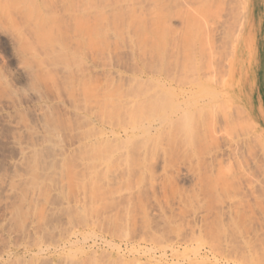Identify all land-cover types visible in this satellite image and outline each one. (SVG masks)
I'll return each mask as SVG.
<instances>
[{
	"label": "rangeland",
	"instance_id": "1",
	"mask_svg": "<svg viewBox=\"0 0 264 264\" xmlns=\"http://www.w3.org/2000/svg\"><path fill=\"white\" fill-rule=\"evenodd\" d=\"M37 1L0 0V264H264V0H71L107 32L67 44L73 76L33 32ZM85 81L128 108H83ZM109 123L134 137L84 143Z\"/></svg>",
	"mask_w": 264,
	"mask_h": 264
},
{
	"label": "bare ground",
	"instance_id": "2",
	"mask_svg": "<svg viewBox=\"0 0 264 264\" xmlns=\"http://www.w3.org/2000/svg\"><path fill=\"white\" fill-rule=\"evenodd\" d=\"M60 2H64V4H66V6H65V8H66V10H67V13H66V15H67V19H68V23H69V26L68 27H70L69 28V30L68 29H66V33L64 32V30H63V28H62V25H61V23H60V21H58L57 20V18H56V15H55V13H52L51 15H48V12L46 11V9L44 8V5L46 4H44V1L43 0H40V1H37V6L36 7H34V9H33V13H30V16L31 17H33V19H34V21L32 22L31 20H29L30 22H31V26H32V29H33V32H34V34H36L38 37H37V40H38V42L40 43V44H42L43 46H48V44H55V45H57L58 47H60V49L62 50V51H60L59 52V56L60 57H63V58H66V59H73L74 60V62L72 63V68L71 67H69L68 68V73L71 75V76H73V74H74V72L76 71V70H78V68L79 67H81L82 65H81V63H82V57H81V55L77 52V51H73V50H71V49H69V47H67L68 45L67 44H69V43H72V44H74V46H80L81 48H99V47H103L104 45H105V42H106V34H107V32H105V30L103 31V28L102 27H100V26H96V25H94L93 24V22L95 21V20H93V22H90L89 21V18L86 16V14L84 13V12H80L79 11V9H77L76 10V8L75 9H73L72 10V5H71V0H60ZM43 4V5H42ZM201 6H199L200 7V10H201V7H202V5L204 6V7H202V11H201V13H206L205 11H207L206 9L207 8H210V7H206L205 6V4H200ZM192 10H190V11H193V8L192 7H190ZM189 8V9H190ZM205 11H204V10ZM247 9V8H246ZM79 11V13L78 12H76V11ZM199 10V11H200ZM190 11L188 10V12H189V14H191V13H193V15H194V12H191L190 13ZM194 11H196V9H194ZM204 11V12H203ZM187 12V13H188ZM185 13V12H184ZM188 14V16L190 17V15ZM184 15H186L187 16V14H184ZM193 15H191V17L193 16ZM187 16V17H188ZM185 18V17H184ZM98 17L96 18V21L98 22ZM192 21V20H191ZM194 21V20H193ZM192 21V22H193ZM191 22V23H192ZM187 23H189V24H191L190 23V21H188ZM195 22H193L192 24H194ZM254 24L255 25H258V22H257V18H254ZM245 25V24H244ZM252 26H254L253 24L251 25V27ZM189 26H187L186 28H184V29H186V31H188L189 29L191 30V28L189 27ZM193 30L195 29V28H192ZM189 30V31H190ZM192 31V30H191ZM243 31V30H242ZM254 32V31H253ZM252 32V33H253ZM118 34V33H117ZM113 36H114V34H113ZM116 37V36H115ZM119 38V37H118ZM251 38V37H250ZM262 38V39H261ZM242 39V38H241ZM242 41V40H241ZM250 41H251V39H250ZM247 42V41H246ZM117 46V45H116ZM247 47H249V45L247 46ZM134 48V47H133ZM245 49V48H244ZM249 51V48L247 49L246 48V51ZM250 50H252L251 48H250ZM142 51V50H141ZM145 51V50H144ZM233 55V54H232ZM249 56H250V59H249ZM249 56H248V59L251 61V75H252V77H251V83L253 84H258V82H259V80H260V77H259V73H260V69H261V67L264 65V38H263V36H261L257 41H256V47H255V49H254V51L251 53V54H249ZM233 57V56H232ZM240 60H243V59H240ZM81 61V62H80ZM243 65V64H242ZM238 66H240V64L238 65ZM246 67V66H245ZM243 68V67H242ZM232 71V70H231ZM242 71V70H241ZM240 72V71H239ZM242 73V72H241ZM247 73V72H246ZM147 76V75H146ZM240 76V75H239ZM245 76V75H244ZM243 76V77H244ZM145 80H146V78H145ZM73 81L74 82H76L77 80H74L73 79ZM90 81H92V80H90ZM139 81V80H138ZM141 81V80H140ZM139 81V82H140ZM146 81H150V80H146ZM145 81V82H146ZM159 81V80H158ZM97 83V82H96ZM113 83H115V82H113ZM117 83V82H116ZM98 84V83H97ZM93 85V84H92ZM94 85H95V83H94ZM118 85V84H117ZM100 86V89L101 90H103L102 89V85H99ZM107 86V85H106ZM120 86V85H119ZM96 87H97V85H96ZM105 87V86H104ZM151 87V86H150ZM72 88L73 89H75V86H72ZM99 87H97L96 89H94V88H92V87H90L89 86V84H88V81H85V82H83V85H82V88H81V90H82V95H83V98H84V105H85V107H83V108H118V106H120V104L123 102L122 100L121 101H119V103L117 104V100H113L112 101V99L114 98V96L113 95H115V97L117 96V95H119V99H120V92H119V90H115V91H118L119 92V94H117L118 92H114L113 94H109V95H107V93L105 92V94H104V92H99L100 91V89H98ZM134 88V87H133ZM147 88V87H146ZM148 89V88H147ZM179 89V88H178ZM94 90H96L97 92H95V94L93 95V93H94ZM150 92H152V91H150ZM103 93V94H102ZM109 93V92H108ZM129 93H131V92H129ZM154 93H155V91H154ZM153 93V94H154ZM133 94V93H132ZM152 94V93H151ZM91 95H93V96H96L95 97V101L94 102H92V103H88L89 101H88V99H87V96H91ZM131 95V94H130ZM135 95V94H134ZM147 96H148V98H149V94H146ZM112 96H113V98H112ZM132 96V95H131ZM118 97V96H117ZM146 97V96H145ZM132 98V97H131ZM147 98V97H146ZM220 98V97H219ZM80 99H82V98H79V100ZM115 99V98H114ZM117 99V98H116ZM127 99V98H126ZM125 99V100H126ZM129 99V98H128ZM128 99H127V101H128ZM157 99V98H156ZM168 99H170V97H168ZM124 100V99H123ZM131 101V100H130ZM130 101H129V103H130ZM192 101V100H191ZM195 101V100H194ZM221 101V100H220ZM76 102V101H75ZM91 102V101H90ZM116 102V103H115ZM126 102V101H125ZM134 103H132V104H135V102H136V100L135 101H133ZM143 102V101H142ZM161 102H163L162 100H161ZM165 102V101H164ZM164 102L163 103H160L159 102V104L161 105V107L163 108L164 107V105L162 106V104H164ZM218 102V101H217ZM113 103H114V105H113ZM151 103V102H150ZM149 103V105H147V106H149V107H151L150 104ZM166 103H169V101L168 102H165V104ZM145 104H147V103H145ZM173 104V103H172ZM122 106H123V108L125 107V105H123V103L121 104ZM128 105V104H127ZM218 104H216V106H217ZM232 106L234 105L233 103L231 104ZM74 106V105H73ZM121 106V107H122ZM130 108H134V106H130V104L128 105ZM211 106V105H210ZM209 106V107H210ZM216 106H213V108H216ZM231 106V107H232ZM238 106H240L241 107V105H238ZM75 107V106H74ZM145 107V106H144ZM148 107V108H149ZM160 107V108H161ZM166 107V106H165ZM195 107V106H194ZM200 107V106H199ZM225 107V106H224ZM239 107V108H240ZM75 108H77V107H75ZM120 108V107H119ZM125 108H128V107H125ZM152 108V107H151ZM189 108V107H188ZM203 108V107H202ZM233 108V107H232ZM236 108V107H235ZM238 108V107H237ZM183 116V115H182ZM178 117V116H177ZM179 119H180V117H179ZM102 122V121H101ZM108 123V122H107ZM110 124V127H109V129H107L106 128V130L107 131H105V130H103V128H105V127H103V128H99L98 127V134H97V136H96V138H94V140H89V138H84V143L86 144V145H90L89 147L90 148H92V149H99L100 147L99 146H101L102 148L100 149V150H102V151H106V149L108 150L109 148H110V146H109V142L111 141V143H112V141H115V142H117L118 140L120 141V140H122V141H124V142H122V143H125L126 144V141L127 140H131L133 137H134V135H135V130L136 129H134V128H132V127H127V128H124V129H115L114 127H113V125L111 124V123H109ZM101 125V124H100ZM102 126V125H101ZM172 130H174V129H172ZM95 131V130H94ZM94 135V134H93ZM93 138V137H92ZM122 138H124V140L122 139ZM91 139V138H90ZM136 139V138H135ZM103 141L104 142H106V143H103ZM108 141V142H107ZM133 141V140H132ZM135 141V140H134ZM121 143V144H122ZM113 144V143H112ZM99 145V146H98ZM99 148H98V147ZM105 148H104V147ZM17 147V146H16ZM115 150H117L119 147H117V145H115ZM20 152L21 153H24L25 152V148H24V150L21 148L20 149ZM114 152V151H113ZM116 153V152H115ZM66 240V239H65ZM69 244V243H68ZM171 244V243H170ZM63 245V244H62ZM163 245V244H162ZM166 246L168 247V248H166ZM166 246H162V247H160V248H158V251H160L159 252V260H161L162 259V257L166 254V252H167V250L169 249V251L171 250V251H174L175 249L173 248L172 249V246H170V245H166ZM116 247V246H115ZM118 247V246H117ZM150 249V248H149ZM157 249V248H156ZM155 249V250H156ZM117 250V249H116ZM153 250H154V248H153ZM199 250V248H197L196 249V255H197V251ZM152 252V251H151ZM154 252V251H153ZM195 252V251H194ZM128 253H129V255H130V257H132V259H134V261H136L135 260V255L136 254H139V253H141V255L142 254H144V255H150L151 253H150V251H146V250H144V249H141V248H139V249H136V248H132V249H130V250H128ZM169 253V252H168ZM199 253V252H198ZM153 254V253H152ZM173 255V253H169V255ZM176 254H178L179 255V253H176ZM175 253H174V255H176ZM200 254V253H199ZM199 254H198V256H199ZM155 255V254H154ZM194 255V254H193ZM196 255H194V256H196ZM117 256V255H116ZM128 256V255H127ZM151 257H152V255H151ZM165 257V256H164ZM179 257V256H178ZM117 258V257H116ZM115 258V259H116ZM128 258V257H127ZM118 259H120V258H118ZM131 259V258H130ZM154 259V258H153ZM207 260L209 259V258H206ZM218 259V261H219V258H217ZM130 261V260H129ZM210 261H212L211 259H210ZM214 263L213 264H217V260H216V258H214ZM121 262V261H120ZM123 262V261H122ZM133 262V261H132ZM136 262H138V261H136ZM152 262V261H151ZM151 262H150V260L148 261V263H150L151 264ZM159 262V261H158ZM208 262V261H207ZM128 263V262H127ZM130 263H131V261H130ZM135 263V262H134ZM137 264V263H136ZM141 264V263H140ZM145 264V263H144ZM147 264V263H146ZM156 264V263H155ZM160 264V263H159ZM162 264V263H161ZM164 264V263H163ZM220 264V263H219ZM221 264H222V262H221Z\"/></svg>",
	"mask_w": 264,
	"mask_h": 264
}]
</instances>
